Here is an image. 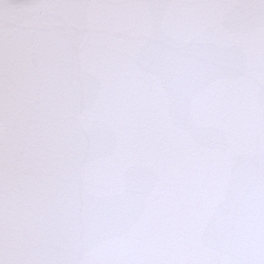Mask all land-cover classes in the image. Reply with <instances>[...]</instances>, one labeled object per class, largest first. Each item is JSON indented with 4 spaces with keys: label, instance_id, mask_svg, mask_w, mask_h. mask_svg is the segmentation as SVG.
<instances>
[{
    "label": "snow or ice",
    "instance_id": "6c2138e0",
    "mask_svg": "<svg viewBox=\"0 0 264 264\" xmlns=\"http://www.w3.org/2000/svg\"><path fill=\"white\" fill-rule=\"evenodd\" d=\"M0 264H264V0H0Z\"/></svg>",
    "mask_w": 264,
    "mask_h": 264
}]
</instances>
